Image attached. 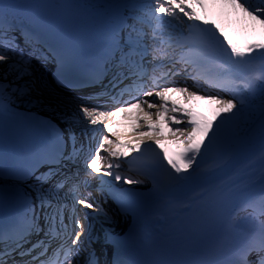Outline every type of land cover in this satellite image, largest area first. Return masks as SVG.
Here are the masks:
<instances>
[{
  "label": "snow or ice",
  "instance_id": "1",
  "mask_svg": "<svg viewBox=\"0 0 264 264\" xmlns=\"http://www.w3.org/2000/svg\"><path fill=\"white\" fill-rule=\"evenodd\" d=\"M18 7L0 0V127L20 118L21 106L42 102V68L58 56L16 11ZM233 14L251 21L253 30L257 25L264 28V0H129L117 5L88 81L101 84L111 100L124 106L112 111L100 106L79 109L92 126L103 124L108 133L84 156L83 176L79 168L70 169L86 151L83 144L77 147L74 133L68 132L67 138L64 129L55 130L54 136L33 133L31 147L14 168L28 189L17 192L12 214L0 213V264H101L104 253L94 247L100 236L93 221L115 223L104 207L107 196L117 202L116 214L134 211L127 204L128 190L117 184L143 185L148 179L157 198L185 197L180 201L184 211L214 198L213 223L219 222L237 239L222 240L216 257L200 264H264V154L259 195L245 193L246 178L255 182L252 172L228 183L220 177L257 133L264 146V41L234 42L224 28ZM67 67L62 59L57 61L58 70ZM181 74L192 83L185 80L180 86L175 77ZM171 94H179L184 103ZM125 95L128 100H123ZM153 96L156 100L146 99ZM198 101L215 104L210 117L186 106ZM133 106L140 108L143 119L138 123L146 132H158L154 125L163 118L183 147L173 152L141 147L145 140L159 144L160 138L152 135L140 137L134 145L111 139V118ZM65 119L71 124L80 117ZM146 152L156 153V158L144 160ZM130 153L137 155L128 160ZM133 171L135 175L128 174ZM161 171L164 175L158 177ZM93 180L98 190H107L102 201L82 192ZM81 206L95 215L88 211L82 219ZM101 231L105 245L113 248L111 264H141L120 258L139 243L136 238L103 225Z\"/></svg>",
  "mask_w": 264,
  "mask_h": 264
},
{
  "label": "bare ground",
  "instance_id": "2",
  "mask_svg": "<svg viewBox=\"0 0 264 264\" xmlns=\"http://www.w3.org/2000/svg\"><path fill=\"white\" fill-rule=\"evenodd\" d=\"M73 1H75L78 5L82 6L84 9H86V12L84 13H86L87 17L90 20H92L94 23H96V25H101L104 30H106L110 20L115 16L117 12V5H121L129 2V0H73ZM215 11L219 12L220 10L216 9ZM101 15L108 16V18L106 19L104 18V16L99 18V16ZM215 18L219 19V16ZM224 28L228 36L234 42L240 44L264 41V28H261L260 26L257 25L255 27V30H253L252 22L244 20L242 14L239 18H237L236 15L233 14L231 18L226 19L224 21ZM47 71L50 70L47 69ZM42 73L43 75L46 74V68H42ZM45 91L46 90L41 87V94L38 97V99L42 101L41 103L26 104L21 106L19 111L21 112L22 115L20 118H18L15 121H26L32 119V112L44 114L39 110H35L36 107L37 109L51 110L49 114H44V115H47L54 120L56 119L63 128H67L66 129L67 133L72 132L75 135H77V137H79V139L77 140L78 141L77 145H80L81 144L80 141L83 140L84 143L83 145H85L86 147L88 143L91 144V141L93 140L95 135V138L93 140V147L90 146L89 148V150L94 152L98 144L102 142L103 135L108 134L104 126H102L103 124L92 126L87 118L82 117V114L79 112V110L72 107L75 106V102L64 100L62 98H59L58 96H54L53 98L63 101V103H67V105L60 103L58 101H51ZM171 98L179 101L180 103H184V101L180 98L179 94H171ZM154 100H156V98H153L152 101ZM256 102L257 104L259 103L258 95L256 97ZM186 106L195 107L197 111L209 117L211 116L212 110L215 108V104L209 101H198V102H194L193 104H188ZM139 109L140 108H136L134 109L133 112L126 111L121 114H118L115 117H112L111 137L116 136V134L114 133V128L116 125L117 126L119 125L120 127L126 130V132L123 134L122 137H118L120 141H124L123 143H131L134 145L137 142H139L140 137L152 135L160 138L158 145L161 147V149L167 148L170 152H173L183 147L181 143H179L176 139L172 138L173 134L171 131V126L163 118L160 119L158 124L154 125L159 128L158 132H151V133L146 132L144 128L141 127V125L138 123V120L143 119V116ZM152 111L155 110L153 109ZM74 114L75 116L80 117V119L75 123L69 124L66 121L65 117H71ZM88 124L90 125V127L87 126ZM135 130H137V132L139 133H134ZM80 131H82V134L79 133ZM152 143H156V141L145 140L142 144H148L147 146H149ZM70 148L71 145H69V149ZM116 150H120V149L117 148ZM100 152L102 156L106 155V153H104L103 150H100ZM84 154L87 155L88 152L87 153L85 152ZM262 154H264V146L261 145L257 133L254 136L253 142L249 146H247L245 150L233 162V166L229 169H226L224 173L220 174L221 179L223 180V182L228 183L236 176L243 175L247 177V174L249 172H252L255 177V182H253L251 178H246L245 193L251 194L252 196L259 195L261 188V185L259 183V169H260V161ZM151 155L152 156L150 161L156 158V153L152 152ZM75 166H77V164L70 165L71 170H74ZM81 170L82 172H84V167H81ZM156 175L158 177H162L164 173L161 171L156 173ZM215 182L219 183V180ZM120 184H122L123 187H125L131 193L129 199L131 204L133 205L132 209H134V211L133 212L129 211L128 216L130 218L143 216L145 219L144 222H141L140 224L142 225L145 231L146 237H151L154 233L160 231L162 229V226L165 225L166 222L177 217L178 211L181 208H183V205L182 203H180V201L186 199L185 197H177L175 199L169 197H162V198L155 197L153 195L151 179L146 180V182L143 185H129L122 182H120ZM91 186L94 187L92 184H90V187ZM196 191H200V189L197 188ZM194 194L195 193H190V195H194ZM81 211H83V213L88 212V210L83 209V207H81ZM120 222L121 220L117 219V221H115V223L113 224H108V223L105 224L113 230H119L121 226Z\"/></svg>",
  "mask_w": 264,
  "mask_h": 264
},
{
  "label": "rangeland",
  "instance_id": "3",
  "mask_svg": "<svg viewBox=\"0 0 264 264\" xmlns=\"http://www.w3.org/2000/svg\"><path fill=\"white\" fill-rule=\"evenodd\" d=\"M197 11H200L199 9H197ZM186 19V18H185ZM185 26L186 25H183V26H180L181 28H183V29H185ZM186 30V29H185ZM172 31H176V28L174 27L173 29H172ZM49 95V94H48ZM49 98H50V100L51 101H59L58 99H55V98H53V96H49ZM45 103V102H44ZM35 110H39V111H41V112H43L44 114H49L50 113V111L51 110H48V109H37V107L35 108ZM69 127V126H68ZM67 129V128H66ZM69 129V128H68ZM126 132V130L125 129H123L122 127H120L119 125L117 126H115V128H114V133L116 134V136H114V137H111L110 136V138L111 139H113V140H119L120 141V139L118 138V137H122L123 136V134ZM79 133H82V131H80ZM134 133H139V132H137V130H135V132ZM117 138V139H116ZM121 143L122 142H124V141H120Z\"/></svg>",
  "mask_w": 264,
  "mask_h": 264
}]
</instances>
